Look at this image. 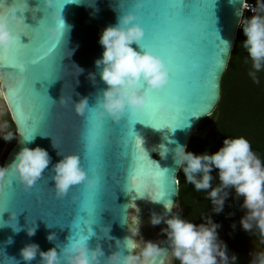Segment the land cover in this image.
I'll return each mask as SVG.
<instances>
[{
  "label": "water",
  "instance_id": "95a60500",
  "mask_svg": "<svg viewBox=\"0 0 264 264\" xmlns=\"http://www.w3.org/2000/svg\"><path fill=\"white\" fill-rule=\"evenodd\" d=\"M174 2L144 0L147 7L137 22L145 32L154 34L166 51L173 75L163 92L149 93V103L141 112H133L131 117L125 114L122 122L126 124V136L119 134L118 123L111 120L105 125L102 132L105 156L98 169L102 198L97 214L89 215L81 208L86 196L94 193L95 189L85 193L81 186H75L67 196L57 198L49 171L63 158L58 152L78 155L80 159L83 156L87 119L78 115L72 104L87 97L89 107H95L98 94L102 95L108 87L95 65L104 51L99 39L106 27L117 23L121 14L119 10H131L132 0H54L51 8L44 6L43 0H28L30 10L23 14L24 23L36 28L33 30V44L30 45L34 50L29 58L45 54L49 59L20 74L5 63L6 50H0V96L16 129L14 146L1 167H8L23 147L46 149L51 163L31 191H25L13 180V187L17 186L16 200H8L5 196L9 177L0 181V208L15 211L18 226L25 229L17 234L11 227L0 228V264H12L9 259L26 264L20 250L30 243L38 244L43 251L55 247L59 254L61 248L72 241L70 237L75 235L73 226L81 231L76 239L87 235L91 229L96 233L87 245L91 251L99 244L104 258L117 251L124 256L135 254V249L118 248L116 241L119 240L122 245L126 238L135 242L137 224L144 221L150 223L152 213L164 215L163 200L176 203L179 166L174 162L173 150L176 143L187 148L203 119L212 115L220 100L222 77L235 44L240 20L244 18L246 0H185V16L191 14L190 5L194 8L193 15L189 17L172 13L169 5ZM13 3L14 0H0V12H10ZM16 16L20 18L21 14L17 12ZM61 19L70 26V31L64 40L57 42L50 38L49 31ZM144 39L150 42L147 37ZM223 41L230 46L229 52ZM21 42L27 44L29 38L22 36ZM131 47L143 51L135 43ZM52 48L53 51L49 52ZM77 67L83 72L78 74ZM90 73L95 74V82L89 78ZM61 97L69 103H59ZM44 104L48 105L47 115L42 107ZM161 104L166 105V111L160 110ZM192 112L199 116L188 115L190 128L173 130L152 126L174 123L177 117ZM29 121L40 134L34 136L32 143L23 141V136L30 134L27 128ZM53 142L58 149L53 147ZM161 145L168 149L165 155ZM50 206L59 210V218L47 216ZM131 210L136 211V217L130 219ZM172 215L182 219V212L176 208L165 218ZM3 219L8 221L10 213H4ZM32 222L37 231L30 237L26 229L33 226ZM48 224L53 227L49 228ZM102 227H109V236L113 239L103 238ZM104 231L106 233L107 229ZM51 233H55L56 239L49 242L46 237ZM9 239L12 243H8ZM151 242L165 251L155 258V264H172L167 236ZM39 260L37 255L31 264H39Z\"/></svg>",
  "mask_w": 264,
  "mask_h": 264
},
{
  "label": "clouds",
  "instance_id": "9594fccd",
  "mask_svg": "<svg viewBox=\"0 0 264 264\" xmlns=\"http://www.w3.org/2000/svg\"><path fill=\"white\" fill-rule=\"evenodd\" d=\"M43 3L44 6L51 8L54 0H43ZM143 4L144 0H132V7L135 9L141 8ZM29 10L28 0H14L10 12H0V50L13 44L11 24L19 19L16 13L19 12L23 16ZM119 11L121 14L117 17V23L106 27L101 33L99 43L104 51L102 57L95 61L100 78L108 87L102 95L98 94L95 107H89L87 97L81 98L75 104H72L70 97L73 110L86 119L102 121L110 118L113 122L119 123L125 114L131 115L144 109L149 103V92L161 93L169 83V67L165 61L140 46L145 32L137 22L138 16L131 10ZM253 11H258L260 14H253L250 18L240 20L239 26L247 37L243 47L252 62V70L248 75L254 83L259 84L257 73L264 71V0H258V9ZM69 31L70 26L61 19L55 28L49 31V36L60 42L67 37ZM223 42L226 51L229 52L230 46L227 42ZM134 43L143 51L134 50L131 47ZM78 69V74L83 72V69ZM89 78L95 82L94 73H90ZM59 103L67 104L69 100L61 97ZM159 108L161 111H166V105L161 104ZM190 127L191 124L186 119L182 126L177 128ZM7 128V123L0 124V138L9 142L15 138V133L6 132ZM23 141L32 143L34 136L30 139L23 136ZM53 147L57 148L54 142ZM167 152L168 149L163 146V155ZM58 155H62L63 158L49 171L57 198H64L73 187L78 185H86L89 189L96 187V181L91 179L82 167L78 155H63L61 152H58ZM173 158L175 164L183 171L187 183L193 185L197 192L207 193L211 201L212 213L218 215L223 212L225 202L230 195L229 189H234L236 198L243 197L241 207L247 210L240 220V225L246 232L250 233L255 227L264 235V162L252 150L251 143L246 138L242 136L226 138L217 152L213 154L205 152L200 155L187 151L186 146L176 143ZM50 163L51 157L46 149L39 146L23 147L8 167H0V181L5 177H11L22 185L25 191H30L43 178ZM214 169L218 170L219 179V184L215 187L212 183L214 177L211 174ZM153 201L161 202V200ZM163 206L166 209L164 215L152 213L150 223L153 226L162 222L166 224L161 231L167 236L171 256L180 264H236L237 256L235 254L229 256L227 244L219 237L218 229L221 225L214 222L211 215L203 217L204 222L197 225L181 219L178 215L165 218L174 208L179 207L178 203L163 200ZM6 212L10 213L8 221L3 219ZM16 216L15 211L0 208V228L11 227L17 234L25 230L18 226ZM32 224V227L26 229L30 237L37 231L35 223ZM47 226L53 227L49 224ZM232 227L234 229L235 224ZM109 231V227L101 228L103 238L113 239L109 236ZM95 235L96 233L91 229L87 235L72 240L68 246L61 248L59 254L55 247L43 251L38 244L30 243L21 248L20 256L26 264H31L37 255L40 257L39 264H65V262L66 264H155V258L165 252L156 243L145 241L143 238L142 247L141 242H133L126 238L123 245L117 240V247L135 249V254L124 256L117 251L104 258V252L99 244L94 250L90 251L88 248L87 241ZM46 239L49 242L54 241L55 233L49 234ZM8 243H12V240L9 239ZM137 249H139L138 253ZM9 260L12 264H19V261ZM251 264H264V253L254 255Z\"/></svg>",
  "mask_w": 264,
  "mask_h": 264
},
{
  "label": "trees",
  "instance_id": "16d2710c",
  "mask_svg": "<svg viewBox=\"0 0 264 264\" xmlns=\"http://www.w3.org/2000/svg\"><path fill=\"white\" fill-rule=\"evenodd\" d=\"M249 3L258 9V0H249ZM245 12L243 20L250 18L257 12ZM247 39L243 30L239 27L237 37L227 68L221 81V97L212 115L203 119L196 132L190 138L187 151L200 155L207 152L213 154L222 146L226 138H246L252 146V150L264 162V71L257 73L259 84L253 82L248 75L252 70V62L248 56L243 42ZM208 128L202 133L205 124ZM4 140L0 142L2 148ZM14 146V145H13ZM12 146V147H13ZM6 152L2 166L7 154ZM214 177L213 187L219 184L218 170L211 173ZM178 196L176 203L182 212V219L199 225L203 223V217L212 216L214 222L221 225L223 234L220 237L229 250V256H237L236 264H243V258L236 249V243L242 235L243 228L240 225L241 218L246 214V209L241 206L243 197L236 198L235 190L229 189V197L225 202L224 210L220 214L212 213L211 201L206 192H197L193 185L187 183L183 171H178ZM235 224L233 229L232 225ZM254 239L264 238L257 228H253ZM173 264H180L173 258Z\"/></svg>",
  "mask_w": 264,
  "mask_h": 264
},
{
  "label": "snow or ice",
  "instance_id": "6c2138e0",
  "mask_svg": "<svg viewBox=\"0 0 264 264\" xmlns=\"http://www.w3.org/2000/svg\"><path fill=\"white\" fill-rule=\"evenodd\" d=\"M146 7L147 6L145 4H143V6L138 9L133 8L132 4L129 6L131 11H134L138 17L146 9ZM185 7H186L185 0H175L173 4L169 5V10L174 14H179L184 17H189L193 15L194 13L193 6L190 5L192 11H191V14L187 16L183 14ZM34 29L36 28H32L29 25L24 23L23 16H21L18 21L17 20L13 21L11 24V31L13 34V44L7 47L6 49H4L7 52L5 63L9 67L17 70L20 74H25L29 70V68H34L41 61L45 59H49V57L45 54L35 59L29 58V54L34 50L32 47H30V45L33 44V40L35 38V32L33 31ZM22 36H27L29 38V42L27 44L21 42ZM145 37H147L150 42H145V39H144ZM144 38L140 43L141 48L143 50L152 52L154 55L161 57L165 61V63L169 67V83H170L171 77L173 75V71L171 67V62L168 59L166 51L163 49L160 43L156 40L154 34L145 32ZM48 51L52 52L53 48ZM53 72H54V60H52V65H51V73L53 74ZM42 107L44 108L45 114L47 115L48 105L44 104ZM193 113L194 112L190 114H183V117H177L174 120V123H168V124H162V125L152 124V126L156 128L167 127L169 129L171 128L174 130L175 128L182 126L184 121L188 118V115H194ZM29 122H28L27 128L30 129V134L25 135V138L30 139L39 133L36 127L33 128L34 125L32 121H29ZM110 123H111L110 118H105L102 121H96L94 119L86 120L87 130H86L85 136L83 137V145H84L83 156L81 157L80 161H81V165H83L84 169L89 174V177L96 181V187L93 188L95 189V192L92 193L90 196H86L85 204L81 208L84 211H87L89 215L97 214L96 209L100 206V200L102 198L101 193H100V177L98 175V169L105 156V145L103 143L102 132H103L105 125L110 124ZM125 125L126 124H124L122 120L118 123V126L120 128L119 134L122 136H126L125 135ZM78 186H81L82 191L85 193L88 192V190H92L83 184L78 185ZM5 196L8 198V200L17 199V186L15 188L13 187V179L11 177H9L8 183L5 188ZM42 204H43V197L41 196L40 205ZM47 216L49 218H59L60 212L55 207L50 206L47 212ZM73 229L75 230V235L73 237H70V239L75 241L76 237L80 235L81 231H78L75 228V226H73Z\"/></svg>",
  "mask_w": 264,
  "mask_h": 264
},
{
  "label": "rangeland",
  "instance_id": "374dc122",
  "mask_svg": "<svg viewBox=\"0 0 264 264\" xmlns=\"http://www.w3.org/2000/svg\"><path fill=\"white\" fill-rule=\"evenodd\" d=\"M246 2L249 3V0H246ZM254 9H256L255 6H249L250 13L254 12L253 11ZM246 11L248 10H244V14ZM7 114L8 112L5 103L0 99V124L7 123L8 128L6 129V131H11L15 133V137H16V130L12 128V126H10V124L6 121L8 116ZM207 128H208V123L205 124L202 133H204V131H206ZM14 139H12L9 142L4 141L3 146L0 149V162L3 161L6 152L12 147ZM176 210L179 209L176 208ZM129 217L130 219L136 217V211L131 210L129 212ZM165 227L166 224H164L163 222L157 226H153L147 221H144L142 224L139 223L135 226V230H134L135 242H141V247H142L143 246L142 238L145 241H153L164 238L166 237V234L162 233L161 230ZM252 232L253 230L249 233L243 229L242 235L240 236L239 240L236 243V249L243 258V264H251V260L254 255L259 253H264V238L254 239L252 237ZM218 233H219V237H221L223 234V229L219 228ZM136 251L138 253L139 249H137Z\"/></svg>",
  "mask_w": 264,
  "mask_h": 264
},
{
  "label": "flooded vegetation",
  "instance_id": "af4514ba",
  "mask_svg": "<svg viewBox=\"0 0 264 264\" xmlns=\"http://www.w3.org/2000/svg\"><path fill=\"white\" fill-rule=\"evenodd\" d=\"M0 99L5 103V101H4V99L0 96ZM5 106H6V103H5ZM6 108H7V106H6ZM7 112H8V116H7V119H6V121L10 124V126H12V128H14L15 129V126H14V124H13V122H12V119H11V116H10V113H9V110H8V108H7ZM16 130V129H15ZM6 131V130H5ZM7 132V131H6ZM2 141V138H0V142Z\"/></svg>",
  "mask_w": 264,
  "mask_h": 264
},
{
  "label": "built area",
  "instance_id": "2783aa9c",
  "mask_svg": "<svg viewBox=\"0 0 264 264\" xmlns=\"http://www.w3.org/2000/svg\"><path fill=\"white\" fill-rule=\"evenodd\" d=\"M249 6H253V5L248 2H245L244 10L249 9Z\"/></svg>",
  "mask_w": 264,
  "mask_h": 264
}]
</instances>
